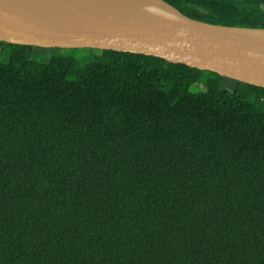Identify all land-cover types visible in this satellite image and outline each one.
I'll list each match as a JSON object with an SVG mask.
<instances>
[{"label": "trees", "instance_id": "1", "mask_svg": "<svg viewBox=\"0 0 264 264\" xmlns=\"http://www.w3.org/2000/svg\"><path fill=\"white\" fill-rule=\"evenodd\" d=\"M165 1L264 28V0ZM78 50L0 41V264H264V88Z\"/></svg>", "mask_w": 264, "mask_h": 264}, {"label": "water", "instance_id": "2", "mask_svg": "<svg viewBox=\"0 0 264 264\" xmlns=\"http://www.w3.org/2000/svg\"><path fill=\"white\" fill-rule=\"evenodd\" d=\"M0 41L157 56L264 88V28L197 20L165 0H0Z\"/></svg>", "mask_w": 264, "mask_h": 264}, {"label": "rangeland", "instance_id": "3", "mask_svg": "<svg viewBox=\"0 0 264 264\" xmlns=\"http://www.w3.org/2000/svg\"><path fill=\"white\" fill-rule=\"evenodd\" d=\"M81 51V48H79L78 52ZM233 84V83H232ZM203 89L204 88V85L203 84H199V85H192L189 89L190 91H195V90H198V89Z\"/></svg>", "mask_w": 264, "mask_h": 264}]
</instances>
